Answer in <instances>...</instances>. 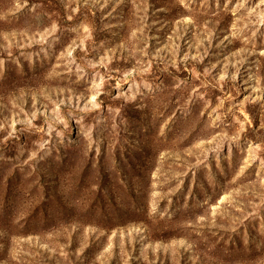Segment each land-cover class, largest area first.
<instances>
[{"label":"rangeland","instance_id":"rangeland-1","mask_svg":"<svg viewBox=\"0 0 264 264\" xmlns=\"http://www.w3.org/2000/svg\"><path fill=\"white\" fill-rule=\"evenodd\" d=\"M0 264H264V0H0Z\"/></svg>","mask_w":264,"mask_h":264}]
</instances>
